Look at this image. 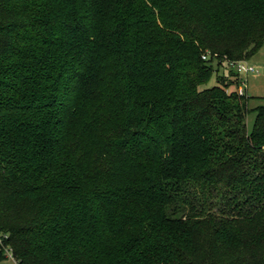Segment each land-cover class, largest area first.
Returning a JSON list of instances; mask_svg holds the SVG:
<instances>
[{"label":"trees","instance_id":"1","mask_svg":"<svg viewBox=\"0 0 264 264\" xmlns=\"http://www.w3.org/2000/svg\"><path fill=\"white\" fill-rule=\"evenodd\" d=\"M263 47L264 0H0L17 264H264V106L223 63Z\"/></svg>","mask_w":264,"mask_h":264},{"label":"rangeland","instance_id":"2","mask_svg":"<svg viewBox=\"0 0 264 264\" xmlns=\"http://www.w3.org/2000/svg\"><path fill=\"white\" fill-rule=\"evenodd\" d=\"M252 65L256 66L259 69V74L251 75L248 79V90L247 96L250 98L249 100V109L253 110L258 106H264V47L261 48L257 54L252 57L249 61ZM214 67L217 66V62H213ZM227 70L224 67L219 68V73H214V75L203 85H201L200 89H207L217 85L218 75H222ZM256 114L255 112H250L247 115L246 124L247 131L251 132L254 126ZM5 255V253H4ZM4 260V259H2ZM0 260V261H2ZM9 262L4 264H12L14 263L11 259Z\"/></svg>","mask_w":264,"mask_h":264},{"label":"built area","instance_id":"3","mask_svg":"<svg viewBox=\"0 0 264 264\" xmlns=\"http://www.w3.org/2000/svg\"><path fill=\"white\" fill-rule=\"evenodd\" d=\"M210 57L211 54L207 52L202 56V59L207 61L210 59ZM214 59H215L214 61L218 62L216 56H214ZM223 63L227 67V69L232 70L236 73L237 81H238V85L236 87V93L240 96L247 95L248 79L251 75L259 74L260 72L259 69L246 60H240V61L224 60ZM0 245L3 247L6 257L14 259L11 249L5 247L1 239H0Z\"/></svg>","mask_w":264,"mask_h":264},{"label":"crops","instance_id":"4","mask_svg":"<svg viewBox=\"0 0 264 264\" xmlns=\"http://www.w3.org/2000/svg\"><path fill=\"white\" fill-rule=\"evenodd\" d=\"M3 259H4V260L0 261V264H4V263L9 262L8 260L11 259V258L6 257V255H5ZM11 260L14 262V263H12V264H17V262H16L14 259H11ZM10 264H11V263H10Z\"/></svg>","mask_w":264,"mask_h":264}]
</instances>
